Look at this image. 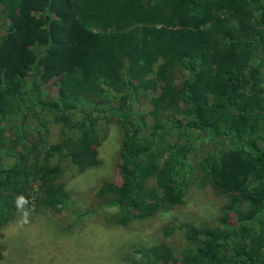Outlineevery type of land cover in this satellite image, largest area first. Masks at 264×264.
I'll use <instances>...</instances> for the list:
<instances>
[{"label":"trees","instance_id":"1","mask_svg":"<svg viewBox=\"0 0 264 264\" xmlns=\"http://www.w3.org/2000/svg\"><path fill=\"white\" fill-rule=\"evenodd\" d=\"M0 6L9 20L0 36V223L33 185L52 211L68 207L56 181L60 161H96L95 122L104 115L124 131L117 178L97 190L114 208L109 220L181 204L197 173L223 199L215 225H182L193 249L176 254L160 244L134 264H264V0ZM50 80L54 99L42 94ZM148 90L149 109L136 117ZM81 99L87 105L75 119L70 110ZM52 121L64 136L48 143ZM200 140L205 153L194 164L189 155Z\"/></svg>","mask_w":264,"mask_h":264},{"label":"rangeland","instance_id":"2","mask_svg":"<svg viewBox=\"0 0 264 264\" xmlns=\"http://www.w3.org/2000/svg\"><path fill=\"white\" fill-rule=\"evenodd\" d=\"M8 23L0 12V36ZM42 94L56 98L58 88L54 80L43 85ZM153 94L150 90L141 93L135 108L139 111L136 117L149 109L147 101ZM81 100V105L75 106L77 109L70 110L75 119L81 118L79 108L87 105L86 100ZM67 103L71 101L67 100ZM102 117L97 124L95 122L96 130L102 136L96 148V161L84 166L73 164L68 158L60 161L62 173L56 181L67 192V208L52 211L37 200L36 185L28 197H17L12 215L0 223V264H134L140 251L148 252L160 244L169 246L176 254L193 249L192 243L185 238L183 224L202 227L217 223L223 199L213 195L211 186L199 173L193 175L181 204L125 223L109 220L114 208L103 204L104 198L97 190L117 178L116 164L124 131L118 122ZM77 134L68 133L73 139ZM45 135L48 143L59 142L64 136L61 125L55 121L49 124ZM198 142L203 147L193 145L194 150L189 155L194 164L205 153V141ZM217 143L228 145L226 141L218 140ZM20 197L27 201L23 207L17 206ZM261 218L264 223V213ZM165 228L170 229L168 234H164Z\"/></svg>","mask_w":264,"mask_h":264},{"label":"clouds","instance_id":"3","mask_svg":"<svg viewBox=\"0 0 264 264\" xmlns=\"http://www.w3.org/2000/svg\"><path fill=\"white\" fill-rule=\"evenodd\" d=\"M26 203H27V201L23 197H20L17 200V206L18 207H23V205L26 204Z\"/></svg>","mask_w":264,"mask_h":264}]
</instances>
